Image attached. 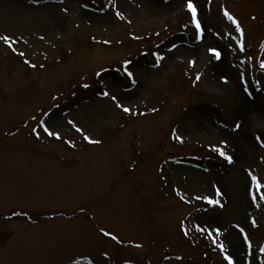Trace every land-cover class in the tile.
<instances>
[{"label": "rangeland", "instance_id": "374dc122", "mask_svg": "<svg viewBox=\"0 0 264 264\" xmlns=\"http://www.w3.org/2000/svg\"><path fill=\"white\" fill-rule=\"evenodd\" d=\"M193 3L0 0V264H264V0Z\"/></svg>", "mask_w": 264, "mask_h": 264}, {"label": "snow or ice", "instance_id": "6c2138e0", "mask_svg": "<svg viewBox=\"0 0 264 264\" xmlns=\"http://www.w3.org/2000/svg\"><path fill=\"white\" fill-rule=\"evenodd\" d=\"M187 9L192 14V21H193V23L196 26L197 32L198 33L202 32L201 23H200L199 19L197 18V7L193 3V0H187ZM65 11H66V9H65ZM223 14H224L225 17H227L228 20H230L233 24L236 25V31L239 32L241 34V36H242L243 35V29L240 27V24L236 20V18L227 9H224V13ZM118 15H119V13H118ZM0 39H4L6 43L9 42V40H10V38L7 37V36L0 37ZM209 51L210 52H213L215 54V56H216L217 59L220 58L221 53L218 50H216V49H209ZM241 51H243V45L242 44H241ZM21 55H23V53H21ZM129 63H130L129 61H125V64H129ZM260 68H261V70H264V61H261ZM125 72H126V74H127V76L129 78H132L133 77V73L131 71H129L127 68H125ZM197 79H199V75L197 76ZM133 83H135V80H133ZM84 87H88V85H84ZM102 95L108 96L109 93L107 91H105V92L102 93ZM112 99L113 100H116L117 98L115 96H113ZM117 106L118 107H123L122 105H119V104ZM123 110L125 112H129L130 111V109L127 108V107H123ZM70 123H71V121H70ZM235 127L237 129H239L240 128V124L237 123L235 125ZM77 130L78 131H81V129H79V128ZM45 131L48 132V135L56 136L57 138H59V133L49 131L47 127L45 128ZM84 138L86 140H89L90 142L98 143V141H91L88 136H85ZM177 138L179 139V137H177ZM257 140H260V137L259 136H257ZM262 146H264V142H262ZM218 151L220 152V155L224 156L225 159L228 160L229 163L232 162V159L233 158H232L231 155H228L222 149H218ZM249 176L251 178L252 185H253V187L255 188L256 191H259L261 188H264V184H261L259 178L256 175H253L251 172H249ZM216 192H217V197H219V196L222 195V193L220 192L219 188H217ZM250 194H252V190L251 189H250ZM256 198L257 197L255 195H252L253 201H255ZM196 199H204L209 204H213V205L220 204V200L219 199H211L210 197H207V196H204V197L197 196ZM260 199H264V195H261L260 196ZM252 223L255 226V220H253ZM214 231H215V233L219 234L221 230L219 228H217ZM240 231L243 232L244 230L241 228ZM100 232L103 233L106 236H111L112 239H114V240L117 239V237H115L112 233L105 231L103 228L100 229ZM185 234H187V233H185ZM244 239H245L246 242L248 241V237H247L246 234H245ZM139 246L140 245H137V247H139ZM220 248H221L222 251L224 250V246L223 245H220ZM260 250L262 252H264V246H261V249ZM225 258L228 260V264H233V257L231 255H226Z\"/></svg>", "mask_w": 264, "mask_h": 264}]
</instances>
